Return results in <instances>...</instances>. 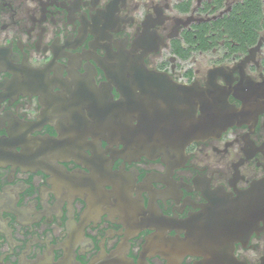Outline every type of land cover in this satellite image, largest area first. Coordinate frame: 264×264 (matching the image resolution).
Returning a JSON list of instances; mask_svg holds the SVG:
<instances>
[{"label": "flooded vegetation", "instance_id": "1", "mask_svg": "<svg viewBox=\"0 0 264 264\" xmlns=\"http://www.w3.org/2000/svg\"><path fill=\"white\" fill-rule=\"evenodd\" d=\"M241 3L0 0V264H264Z\"/></svg>", "mask_w": 264, "mask_h": 264}, {"label": "trees", "instance_id": "2", "mask_svg": "<svg viewBox=\"0 0 264 264\" xmlns=\"http://www.w3.org/2000/svg\"><path fill=\"white\" fill-rule=\"evenodd\" d=\"M222 27L226 38L239 41L245 51L264 31V0H243L226 16Z\"/></svg>", "mask_w": 264, "mask_h": 264}, {"label": "water", "instance_id": "3", "mask_svg": "<svg viewBox=\"0 0 264 264\" xmlns=\"http://www.w3.org/2000/svg\"><path fill=\"white\" fill-rule=\"evenodd\" d=\"M260 45H261V41L259 42V44L256 47L252 48L251 51L254 52L255 50H257L260 47ZM232 122H233V120H228L226 124H231ZM198 135H199V132H196L194 134V137H197Z\"/></svg>", "mask_w": 264, "mask_h": 264}]
</instances>
